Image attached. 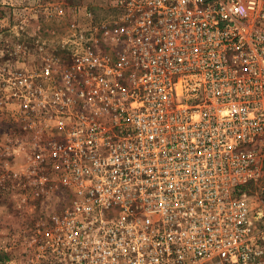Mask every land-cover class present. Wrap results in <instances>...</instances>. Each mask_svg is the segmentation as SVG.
<instances>
[{"label": "built area", "instance_id": "obj_1", "mask_svg": "<svg viewBox=\"0 0 264 264\" xmlns=\"http://www.w3.org/2000/svg\"><path fill=\"white\" fill-rule=\"evenodd\" d=\"M89 1L0 66L33 182L66 196L37 257L264 264V0Z\"/></svg>", "mask_w": 264, "mask_h": 264}, {"label": "rangeland", "instance_id": "obj_2", "mask_svg": "<svg viewBox=\"0 0 264 264\" xmlns=\"http://www.w3.org/2000/svg\"><path fill=\"white\" fill-rule=\"evenodd\" d=\"M89 0H0V66L7 62L14 46L34 34L47 38L50 49L58 46V37L68 27L67 20L79 4ZM65 3V16H49L54 5ZM12 105L0 93V264H44L37 257L33 231L46 213L57 208L63 191L43 188L33 182L46 174L38 168L31 173V156L38 145L33 134L14 120ZM41 138V137H38ZM41 178V177H40Z\"/></svg>", "mask_w": 264, "mask_h": 264}]
</instances>
